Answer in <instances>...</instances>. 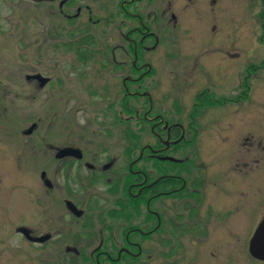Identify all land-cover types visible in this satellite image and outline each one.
Returning a JSON list of instances; mask_svg holds the SVG:
<instances>
[{
    "label": "flooded vegetation",
    "instance_id": "flooded-vegetation-1",
    "mask_svg": "<svg viewBox=\"0 0 264 264\" xmlns=\"http://www.w3.org/2000/svg\"><path fill=\"white\" fill-rule=\"evenodd\" d=\"M53 1L69 26L80 17L79 6L72 15L76 0ZM257 1L259 11L255 14V21L260 23L262 31V49L252 48L247 53L245 64L238 67L234 16L229 20L233 28L229 35V46H221L219 0H104V5L113 7L114 15L119 20L121 44L96 49L65 47V50L73 54L77 51L89 53L87 63H80L78 67L91 70L93 82L98 79L95 77L110 76L99 90L102 95L96 90L90 96L99 100L104 98V102H107L95 119H103L98 124L101 125L98 130L113 142L106 144L95 158L87 162L82 161L83 150L80 146L90 143L87 138L76 137L78 142L75 140L73 145L56 147L54 160L58 167L56 173L61 171L62 176H67L65 179L72 176L73 171L86 172L70 180L74 187L83 188H71L65 192L67 199H70L65 201V206L76 218L81 217L87 209L96 208L97 201H91L92 195H85L93 187L104 185L106 175L103 172L117 166L119 178L112 182L115 189L106 192L109 197L116 196L113 202L115 207L112 212H106L105 219L118 220L120 224L112 229L103 225L96 234L97 238L79 239L75 231L63 228L60 214L53 212L54 219L59 221L52 226L53 229L33 233L37 228L31 225V221H38L37 225L44 228L46 210L52 209L45 189L52 185L47 182L45 170L42 169L41 190L34 198L28 190L24 193V207L19 217L21 225L16 228L22 237L19 240L21 248L14 250V246L9 244L13 243L11 238L0 239V244L5 243L6 246L2 252H13L18 256L21 253L27 264L31 259L38 261L36 264H45L52 257L55 264H62V257L67 256L63 264H67V261L68 264H77L78 244L81 242L85 247H96L91 260H86L90 263L141 264L144 247L153 243L155 248L170 247V254L164 258L175 256L172 259L174 264L189 259L185 239L202 244L213 222L232 225L234 220L230 215L236 213L237 209L232 204L227 207L230 195L236 193L237 182L251 183L254 168L264 163V0ZM250 7L253 11L255 5ZM85 10L91 12L88 6H85ZM196 20H203L204 30L201 32L193 30L192 24ZM89 22L92 25L98 23L93 22L91 16ZM178 30L182 31L186 41L182 47L177 46ZM158 60L170 66L178 63L181 67L172 69L171 73L173 76L182 74L180 85L184 94L181 102L186 106H181L176 96H157ZM119 77L121 88L109 94L107 87L118 82ZM147 79H150L149 83H146ZM132 86L136 89H130ZM170 86H174L173 82ZM126 97L147 102L143 117L150 125L152 137L150 144L141 147L137 158L128 161V174H125L126 131L124 120L120 117V113L124 114ZM115 103L119 108L118 119L114 112L111 113L112 118L109 115ZM239 106L246 109L247 118L238 128L236 115ZM171 108L175 109L173 111L180 119L173 120ZM255 113L260 114L258 123H255ZM32 129L25 132L27 137L32 135ZM31 141H35V138L32 137ZM32 143L27 152L43 168L50 160L46 158L44 150V135L39 134L37 143ZM179 145L185 160L175 163L169 154L174 146ZM71 150L78 151L81 158L69 155ZM211 152L214 155L212 153L213 159L210 160L208 156ZM142 157L145 159L142 160ZM142 161L149 162L151 172L138 166ZM210 161L215 162L216 168L215 174L209 175ZM96 167H101L103 171H98ZM211 175L213 178H210ZM53 183L56 188L60 187L55 179ZM249 192L246 190V193ZM55 193L62 195L60 190ZM78 194H81L80 200L72 201L71 198ZM47 203L50 205L48 209ZM77 204L85 206L80 216L70 208L73 205L78 210ZM224 209L225 212H221ZM158 254L159 251L153 248V256Z\"/></svg>",
    "mask_w": 264,
    "mask_h": 264
},
{
    "label": "rangeland",
    "instance_id": "rangeland-1",
    "mask_svg": "<svg viewBox=\"0 0 264 264\" xmlns=\"http://www.w3.org/2000/svg\"><path fill=\"white\" fill-rule=\"evenodd\" d=\"M103 2L104 0H76L77 5L72 15L75 14V8L78 6L81 7V15L69 26L64 16L58 13L57 3L53 0H0V239L11 238L13 243L9 244L14 246V250L21 248L19 240L22 237L17 233L16 228L21 225L19 217L24 207V193L28 190L34 198L41 190L40 171L42 169L45 170L47 182L52 185L49 189L45 187L52 209L46 210L47 219L44 228L37 225L38 221H31V225L37 228L33 233L40 234L53 229L52 226L59 222L54 219L53 212L60 214V223L64 225L63 228L75 231L79 239L97 238L96 234L103 225L112 229L120 224L118 220L105 219L106 212H112L115 207L113 202L116 196L109 197L106 192L115 189L112 184L119 178L117 166H111L103 172L106 175L104 185L93 187L85 195H92L91 201H97L96 208L87 209L81 217L76 218L65 206V201L70 200L67 199L65 192L71 188L73 190L83 188V186L74 187L70 180L76 175H85L86 172L73 171L72 176L65 179L67 176H62L61 171L56 173L58 167L54 160L56 147L71 146L76 137L87 138L90 143L86 144L87 146H80L83 150L82 161L87 162L95 158L97 152L101 151L106 144L113 142L111 139H106L98 130L101 127L98 124L103 119H95L98 111L107 102H104V98L99 100L90 96L92 91L100 92L104 81L110 76L105 74L95 77L98 79L93 82L90 76L91 70L87 67H78L80 62L76 54L65 50V47H75V44L85 36H92L96 40V45L88 46L93 49L121 44L119 20L114 15L113 7L104 5ZM251 5H255L253 11ZM258 5L257 0H219L217 8L220 16L221 46H229L232 28L229 20L234 16L238 67L245 64L247 53L252 48L262 49L260 44L262 31L259 27L260 23L255 21V14L259 11ZM85 6L89 7L90 13L85 10ZM114 8L116 10V7ZM90 16L93 22L98 21L96 25L89 22ZM203 26V20L201 22L196 20L192 24L193 30H200V32L204 30ZM181 32L178 30V45L175 43L180 47L186 42ZM156 68L159 80L157 96H176L180 105L184 106L185 103L181 102L184 94V89L180 85L182 74L177 73L178 75L173 76L171 73L172 69H181L179 64L170 66L163 60H158ZM36 76L47 80L46 84L42 85L35 78ZM149 80L147 79L146 83H149ZM172 82L173 87L170 86ZM120 85L119 77L118 82L107 87L109 94L120 89ZM130 89L135 90L136 87L132 86ZM99 94L102 95L101 92ZM167 104L170 105V103ZM125 106L124 114L120 113V117L124 120L126 131V151L133 150L135 144L133 139L137 137L140 140L138 145L141 147L150 144L152 142L149 133L150 125L146 124V128L143 131L140 130L142 126L140 117L146 110L147 104L140 100L127 99ZM171 110L173 120L180 119L174 112L175 109L171 108ZM113 112L118 119V103H115V108H110V118ZM259 116L260 114H254L255 123H258ZM246 118V109L239 106L236 115L238 128ZM30 129H32V135L27 137L25 132ZM39 134L45 137L44 150L46 158H50L43 168L39 165V161H33L27 152L32 142L37 143ZM32 137L35 141H31ZM210 138H214L212 129ZM82 142L85 141L82 140ZM180 145L179 148L174 146L169 154L175 163L177 160L180 162L185 160V154ZM212 153L208 156L210 160L213 159L214 153L213 155ZM128 154H126L125 174H128V161L137 158L139 150L133 151L132 155ZM148 164L149 162L142 161L138 163V166L149 173L151 169ZM210 164L212 166L209 167V170L211 169L209 175L215 174L216 164L212 161ZM96 169L103 171L101 167ZM253 175L251 183L237 182L236 193L230 195V200L227 201V207L232 204L237 209L236 213L232 212L230 215L234 223L223 225L217 221L213 222L202 244L185 239V251L187 249L189 259L174 264H264V260L254 258L249 252L250 241L264 223V163L254 168ZM211 177L213 178V175ZM53 179L57 181L59 188L54 186ZM59 190L62 191L61 196L55 193ZM246 190L251 192L246 193ZM78 195L73 196L72 201L80 200L81 194ZM49 206L47 203V209ZM77 208L82 211L85 206L77 204ZM221 212H225V209ZM5 232H7L6 235H4ZM4 244H0V264H27L22 259L21 253L19 256L13 252L4 254L2 252L4 247L6 248ZM95 248V245L85 247L79 242L77 264H93L86 260H91L90 256ZM153 248L159 251L156 257L153 256ZM169 248L162 246L155 248L153 243L147 244L144 247L141 264H173L175 256L170 259L164 258L170 254ZM65 258L68 256L62 257L63 263ZM53 259L55 258L52 257L51 260L47 258L46 260L51 262L45 261V264H55ZM37 262L31 259L28 264Z\"/></svg>",
    "mask_w": 264,
    "mask_h": 264
},
{
    "label": "water",
    "instance_id": "water-1",
    "mask_svg": "<svg viewBox=\"0 0 264 264\" xmlns=\"http://www.w3.org/2000/svg\"><path fill=\"white\" fill-rule=\"evenodd\" d=\"M42 85L46 84L47 80L42 79L39 76L35 77ZM69 155H74L76 158L80 159L81 154L76 150H71L68 152ZM71 210L77 215L80 216L81 212L77 210L73 205H70ZM250 254L260 260H264V223L261 224V227L255 232L252 240L250 241Z\"/></svg>",
    "mask_w": 264,
    "mask_h": 264
},
{
    "label": "trees",
    "instance_id": "trees-1",
    "mask_svg": "<svg viewBox=\"0 0 264 264\" xmlns=\"http://www.w3.org/2000/svg\"><path fill=\"white\" fill-rule=\"evenodd\" d=\"M92 45H96V40L92 36L91 37L90 36H85L84 38L80 39V41H78L77 44H75V47L79 49V48H83L85 46L86 47H88V46L91 47ZM76 56H77V59H78V61L80 63H84L85 64L88 61L87 57L89 56V53L88 52L77 51ZM127 99H130V98L126 97V100ZM134 99H136V98H134ZM145 103L147 104V102H145ZM125 107H127V106H125ZM140 121L142 123V126H141L140 130L143 131L146 128L145 127L146 124H149V123L144 119L143 114L140 117ZM133 141L135 142V144L133 145V148H132L133 150H131V151L128 150L129 152L126 151V154L129 153V154L132 155V152L136 151V150H139V152H140L141 146L138 145L140 140L137 137V138H134ZM177 147H179V146H177ZM145 153H148V152H145ZM143 159H145V157H142V160Z\"/></svg>",
    "mask_w": 264,
    "mask_h": 264
}]
</instances>
